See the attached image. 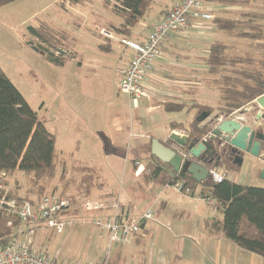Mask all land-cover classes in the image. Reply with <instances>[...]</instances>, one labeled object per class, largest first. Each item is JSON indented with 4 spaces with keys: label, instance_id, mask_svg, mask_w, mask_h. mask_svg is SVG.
<instances>
[{
    "label": "rangeland",
    "instance_id": "374dc122",
    "mask_svg": "<svg viewBox=\"0 0 264 264\" xmlns=\"http://www.w3.org/2000/svg\"><path fill=\"white\" fill-rule=\"evenodd\" d=\"M248 1L251 15L264 16V0ZM116 4L117 0H83L78 4L70 0H16L0 6V67L57 139L56 166L52 177L35 180L32 175L16 171L9 177L8 187L14 197L39 200L53 195L66 198L74 203L76 215L81 214L83 221L99 217L95 213L84 212L83 205L98 200L113 201L98 196L108 188L122 190L124 173L130 169L129 151L132 148L129 136L133 122L130 110L118 111L119 105L126 102L118 91L121 74L117 72L116 66L104 63L111 56L100 53L95 41L100 38L98 33L104 36L102 31L108 30L109 25L119 24L120 17L114 10ZM151 14L154 15L153 12ZM254 23L261 24L264 32L262 18L254 17ZM30 26H42L49 31L47 38L51 46L33 38L28 32ZM218 36V41L234 46L232 53L252 56L257 60L261 58L255 50L257 42ZM31 41L33 45L29 44ZM260 43H264V38ZM55 46L69 55L73 54V59H68L62 67L51 63L47 59L48 55L62 57L65 54L58 53ZM201 100L210 106L219 107L220 92L214 86L202 94ZM115 115H120V118H115ZM144 115V125L139 122L135 124L142 131L148 130L152 117ZM162 115L158 117L159 129L167 119V114ZM172 115L181 117L187 114L182 112ZM70 126H74V130L69 131ZM107 146L112 150L108 151ZM142 159L146 167L148 161L145 156ZM258 164L257 158L245 154L240 172L230 173L228 177L241 185L264 187V180L257 174ZM87 167H93L94 170H84ZM137 179L141 182L140 176ZM196 191L195 198L179 194L182 202L173 200L167 209L171 218L164 225L166 229L170 228L171 223L203 225L206 218H222V214L202 198L200 187ZM128 192L132 193L131 190ZM158 192L150 195V199L146 197L154 213ZM134 193L137 195L136 191ZM135 200L140 201L136 204L140 210L146 204L143 198L135 197ZM180 205L186 206L192 214L180 217ZM142 212L136 211L132 217L139 219ZM151 221L149 224H152ZM92 222H81L72 227L76 233L69 239L65 237L66 234H53L48 230L55 237V250L69 254L70 258L78 256L84 263H89L92 260L91 243L98 236V227ZM72 228L68 227L66 231ZM86 229L87 235L82 233ZM89 230H92L91 237ZM251 255L255 258H243V264H264L263 257Z\"/></svg>",
    "mask_w": 264,
    "mask_h": 264
},
{
    "label": "crops",
    "instance_id": "0c3cea01",
    "mask_svg": "<svg viewBox=\"0 0 264 264\" xmlns=\"http://www.w3.org/2000/svg\"><path fill=\"white\" fill-rule=\"evenodd\" d=\"M177 1L179 0H154V4L149 13L131 29L129 34L116 32V29L120 28L123 23L121 18H119V24L108 26V30L113 34V39H108L98 33L100 38L95 40L97 50L100 53L111 56V59L104 63L116 66L117 72L119 71L122 77L124 69L131 60L132 51L123 45L121 41L143 42ZM205 3L213 19L248 20L251 18V13L248 11V0H205ZM155 8H157V11H155ZM151 12H153L154 15H152ZM218 35L225 36L232 40L236 39L227 36L226 33L217 29L213 24V20L198 21L197 23H193L190 30L183 34H172L164 41L161 55L154 63L153 71L145 83V88L148 91L149 97L135 102L122 94L120 88L118 89L120 96L122 95L126 100L125 103L119 105L120 107L118 106V111L130 110V116L133 122V129L129 136V143L132 148L129 151L130 169L128 172L124 173L126 182H122V190L121 188L116 190V187H112L111 189L108 188L107 191L101 192L98 197L117 200L123 213L130 218H132L133 213L136 211H143L140 218L148 211H152L153 215H157V219L151 218L146 221L141 233L125 245L111 244L108 234L102 232L98 227V236L95 240L93 239L91 243L92 260H90L89 263H84L82 258L78 259V256H72L70 258L69 254L56 251L54 233H50L43 227L37 228L32 243V248L35 251L42 256L63 264H102L104 262H107V264H243V258H255L252 257L251 253L240 249L222 234L210 233L206 227V222H213L215 219L206 218L204 219L203 225H191L185 222L171 223L170 228L166 229L164 225L167 223L166 221H170L171 218L167 209L173 204V200L175 199L177 202H182L180 201L181 197L179 194L183 197L188 196L190 198H195L197 191L194 193V196H190L178 191L176 186L146 185L142 181L138 182L137 176L135 175L136 167H134L132 163V152L134 150H140L151 140L157 139L167 144L172 133L185 134V132L180 129L173 131V126L182 125L189 130L190 123L198 115V110L194 108L196 104L209 106L215 109V112L205 123L209 122L218 114L217 108L219 107L210 106L201 100L202 94L214 87L209 78L208 66L205 63V58L210 45L220 38ZM64 56L66 58L65 64L68 59H73L74 57L73 54L69 55L67 52H65ZM95 63L102 65V63ZM166 104H185L186 107L179 112H168L165 110ZM259 110L260 107L256 104V101H254L243 111L234 113L230 119L240 118L243 124L252 125L255 129L264 134V119L256 122V116ZM182 112H186L187 115L181 117L172 115ZM163 113L167 114V119H165L161 129H159L157 122H159V118L163 116ZM144 114L152 117L150 126L148 125V130L142 131L137 129L135 124L139 122L140 125H144ZM115 116V118H120V115ZM68 130H74V126H70ZM67 133L69 134L68 131ZM53 135L55 136V134ZM107 150L109 151L112 149L110 146H107ZM258 162L257 174L261 178L263 163L259 159ZM87 168L93 169V167ZM99 178L102 179V176H99ZM261 180L264 179L261 178ZM112 183L114 184L116 181H112ZM133 184H135V186H133ZM129 190H131L132 193H129ZM169 190H172L173 193ZM135 191L137 195H134ZM156 191H159V199L154 213L152 205L146 197L150 199V195L156 194ZM135 197L143 198V202L146 203L141 210L140 206H136L140 201L135 200ZM180 206V217L192 214L186 206ZM76 214L77 211L70 213V215L78 219L82 218L81 214ZM96 215L104 218L107 214L99 213ZM94 219L95 217L91 220L85 219L84 222L88 224L90 221H94ZM149 221H151L152 224H149ZM20 226L21 227L18 228L16 232L17 239L22 241L26 228L25 225ZM76 226H78V224ZM86 231L88 232L86 229L85 232L82 233L87 235ZM90 232L92 233V230H89V236L91 237ZM75 233L76 230L72 228L68 231L65 230L63 234H66L65 237L69 239L72 238Z\"/></svg>",
    "mask_w": 264,
    "mask_h": 264
},
{
    "label": "trees",
    "instance_id": "16d2710c",
    "mask_svg": "<svg viewBox=\"0 0 264 264\" xmlns=\"http://www.w3.org/2000/svg\"><path fill=\"white\" fill-rule=\"evenodd\" d=\"M14 1L16 0H0V6ZM70 1L78 4L83 0ZM153 4L154 0H117L115 14L123 20V23L116 32L129 34L131 29L149 13ZM250 16L248 20L213 19V24L231 38L257 42L255 50L261 58L257 60L252 56L234 54L232 53L235 50L234 46L222 41L212 43L205 63L208 66L211 83L220 92L221 104L217 108L218 114L205 123L215 109L196 104L194 108L198 110V115L190 123L189 130L185 126L174 125L173 131L183 130L190 140L202 141L211 135L214 125L217 124L216 119L228 120L234 113L243 111L264 96V43H260L264 38V32L261 24L254 23L256 15ZM258 17L264 20V16L257 15ZM28 32L38 41L51 44L47 38L49 31L42 26H30ZM29 44L33 45L32 41ZM39 49L49 53L42 47ZM59 50L61 48L57 46L56 51ZM47 59L57 66H63L66 60L65 56L55 55H48ZM184 107L185 104H166L165 110L179 112ZM55 144V136L46 128L45 123L40 121L37 112L32 109L0 67V174H8L6 183L16 171L32 175L35 180L52 177L56 166ZM151 144L152 140L140 150L132 152L134 167L143 160L144 156L148 161L140 176L141 181L146 185L171 187L182 185L181 192L190 196H194L196 190L201 187L202 198L207 201L214 200L213 207L222 214L221 219L206 222L208 231L222 234L240 249L264 258V187L245 186L228 178L230 173L239 172L241 169L234 163V155L228 146L222 147L220 140L216 139L215 157H204L202 161L190 158L192 162L204 164L207 170L222 168L227 175L222 183H215L210 178L197 183L191 175L176 173L169 165L154 157L151 154ZM166 146L177 148L171 140ZM177 150L180 154L189 155L187 149L177 148ZM217 162L218 167H216ZM84 170L91 169L84 168ZM187 190L189 193H186ZM9 196L14 197L11 191ZM9 221L10 219L0 212V246L17 239L16 231L21 227L20 225H23L14 220L9 227Z\"/></svg>",
    "mask_w": 264,
    "mask_h": 264
},
{
    "label": "built area",
    "instance_id": "2783aa9c",
    "mask_svg": "<svg viewBox=\"0 0 264 264\" xmlns=\"http://www.w3.org/2000/svg\"><path fill=\"white\" fill-rule=\"evenodd\" d=\"M201 20H213L205 0H179L162 17L143 42L122 40V44L131 49L132 57L122 73L119 83L120 92L135 102L148 98L145 83L153 71L154 63L161 55L164 41L172 34H183L190 30L193 23ZM102 34L108 39H113V34L109 30L104 29ZM181 155L184 160L192 158L190 154ZM136 168V176L139 177L145 167L138 162ZM209 178L215 183H222L227 175L220 168H212L209 170ZM7 181L8 174H0V212L10 219L9 227L16 220L25 225L26 230L22 241L15 239L0 246V264H63L41 256L32 248V243L38 227L59 235L63 234L66 228L84 222L70 215L75 211L74 203L66 198L53 195L44 196L39 200L11 197L9 196L11 189ZM176 188L181 191L182 185H177ZM186 193H189V190ZM209 203L212 206L215 205L212 199ZM82 210L86 213L107 214L104 218L97 217L93 223L102 232L108 234L113 245L129 243L141 233L143 225L153 215L152 211H148L139 219L130 218L123 213L117 200L88 202L83 205ZM102 264H107V262Z\"/></svg>",
    "mask_w": 264,
    "mask_h": 264
},
{
    "label": "water",
    "instance_id": "95a60500",
    "mask_svg": "<svg viewBox=\"0 0 264 264\" xmlns=\"http://www.w3.org/2000/svg\"><path fill=\"white\" fill-rule=\"evenodd\" d=\"M58 53H64L59 50ZM54 56V54H50ZM260 110L256 116V122L264 119V96L256 100ZM245 113V112H244ZM211 135L200 141L190 140L185 134L172 133L170 140L179 149H187L192 158L202 161L204 157L213 158L217 149L214 141L219 139L221 146H228L234 155V163L242 166L245 154L259 159L263 163L261 178L264 179V134L255 129L252 125L243 124L240 118L237 119H216ZM177 148H171L166 144L154 139L151 144V154L159 161L169 165L176 173H187L194 181L202 183L209 179V171L199 162H192L190 159L184 160ZM219 166V163H216Z\"/></svg>",
    "mask_w": 264,
    "mask_h": 264
},
{
    "label": "flooded vegetation",
    "instance_id": "af4514ba",
    "mask_svg": "<svg viewBox=\"0 0 264 264\" xmlns=\"http://www.w3.org/2000/svg\"><path fill=\"white\" fill-rule=\"evenodd\" d=\"M225 145V144H224ZM223 147V146H222ZM202 164V163H201ZM204 165V164H203ZM217 167V166H216ZM221 169V168H220ZM209 171V170H208Z\"/></svg>",
    "mask_w": 264,
    "mask_h": 264
}]
</instances>
